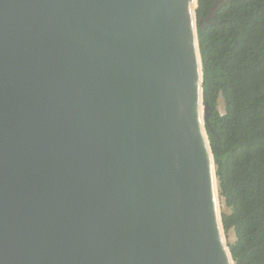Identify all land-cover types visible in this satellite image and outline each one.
I'll list each match as a JSON object with an SVG mask.
<instances>
[{"label":"water","instance_id":"water-1","mask_svg":"<svg viewBox=\"0 0 264 264\" xmlns=\"http://www.w3.org/2000/svg\"><path fill=\"white\" fill-rule=\"evenodd\" d=\"M199 0H0V264H235Z\"/></svg>","mask_w":264,"mask_h":264},{"label":"trees","instance_id":"trees-1","mask_svg":"<svg viewBox=\"0 0 264 264\" xmlns=\"http://www.w3.org/2000/svg\"><path fill=\"white\" fill-rule=\"evenodd\" d=\"M197 18L225 231L235 264H264V0H199Z\"/></svg>","mask_w":264,"mask_h":264},{"label":"rangeland","instance_id":"rangeland-1","mask_svg":"<svg viewBox=\"0 0 264 264\" xmlns=\"http://www.w3.org/2000/svg\"><path fill=\"white\" fill-rule=\"evenodd\" d=\"M224 101L222 98H220L219 100V108L220 110L223 112L224 111ZM221 202H223V208H222V213L223 212H230V208L225 204L224 202V199L221 197ZM236 239V235H235V231L233 229H231L230 231L226 232V240L229 242V243H232L234 242Z\"/></svg>","mask_w":264,"mask_h":264},{"label":"bare ground","instance_id":"bare-ground-1","mask_svg":"<svg viewBox=\"0 0 264 264\" xmlns=\"http://www.w3.org/2000/svg\"><path fill=\"white\" fill-rule=\"evenodd\" d=\"M219 205H220V210L222 211V208H223V202H221V198L219 200Z\"/></svg>","mask_w":264,"mask_h":264}]
</instances>
